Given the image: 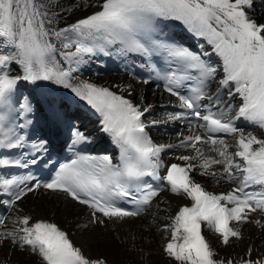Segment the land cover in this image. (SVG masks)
<instances>
[{"label":"snow or ice","instance_id":"6c2138e0","mask_svg":"<svg viewBox=\"0 0 264 264\" xmlns=\"http://www.w3.org/2000/svg\"><path fill=\"white\" fill-rule=\"evenodd\" d=\"M252 11L254 0H102L99 10L56 30L48 27L52 20L41 0H0V38L4 45L14 49L0 50V108L11 109L19 81L55 80L71 87L102 115L103 131L109 133L120 148L119 163H113L107 155L78 156L69 164L61 165L50 181L43 184L35 181L32 186L19 188L9 203L16 205L28 193L43 188L63 193L86 206L90 209L89 223L103 225L104 217L124 220L139 216L150 206L163 190L146 183L141 187L143 178L153 177L166 181L171 193L191 202L190 206L186 204L168 217L170 223L164 225L163 230L170 237L163 251L174 264H264V256L251 258L252 247L247 249L245 257L237 260L218 258V253L202 234L203 225L217 234L222 244L228 245L230 238H243L240 226L245 223L264 229L261 218L264 217V135L245 132L235 123L242 118L264 132V23L250 15ZM158 18L179 21L196 37H203L212 45L213 52L222 60L220 84L224 87L234 84V91L229 88L228 95L233 99L236 95L241 98L232 117L225 118V108L212 111L209 107L204 114L199 110L197 101L205 96L204 81L215 77L217 68L182 46L152 40ZM52 37L62 42L63 49L69 50L60 52L69 62L97 49L103 52L106 46L115 44L121 46L120 51L148 56L151 52L146 44L150 41L154 49L162 51L169 60L198 70L200 83L192 89L194 95L185 96L177 90L182 80L191 77L176 72L165 77L164 88L177 97L181 108L192 110V115L204 123L197 122L195 131L182 135L177 145L154 144L142 119L151 105L141 109L110 88L87 81L73 87L68 82L71 69H61L55 63L56 44ZM73 48L75 50L71 51ZM13 63L22 67L23 75L10 74ZM226 107L231 109L232 105ZM3 119L0 114V121ZM200 130H204L203 134ZM217 133L232 136L236 150L229 151L233 145L223 136L215 135ZM75 137L87 139L79 131ZM21 140L22 137H18L17 144ZM201 146H207V151L214 155H206ZM165 147L192 149L194 154L180 155L177 159L188 163L183 166L171 163L161 176L160 169L164 165L159 156ZM197 160L201 161L199 165L193 163ZM9 163L0 160V164ZM213 165L220 166L219 170H213ZM197 167L203 170L201 175L218 176L221 180L238 182V186L227 193L206 191L189 175ZM17 183L14 179L0 181L5 191ZM250 188L253 190L249 191ZM133 190L139 194L138 198ZM125 199L134 202L136 210L118 206V201ZM256 213L260 217L253 219ZM7 219L0 218V226H4V231H0V245L8 242L20 250L27 246L39 257L40 264H108L106 258L86 254L56 223L46 219L33 222L30 216H18L12 223L20 227L8 230ZM80 227L87 228L88 223Z\"/></svg>","mask_w":264,"mask_h":264},{"label":"bare ground","instance_id":"6f19581e","mask_svg":"<svg viewBox=\"0 0 264 264\" xmlns=\"http://www.w3.org/2000/svg\"><path fill=\"white\" fill-rule=\"evenodd\" d=\"M41 2L48 13V18L52 20L48 27L59 30L98 10L102 0H41ZM253 12L264 18V0H255ZM69 37L75 39L73 34H69ZM51 39L56 44L55 63L66 61L60 52L69 50L62 48L60 40L54 37ZM86 43L91 42L86 41ZM106 54H110L107 46L103 52L97 49L93 53L82 54L74 60L75 66L87 71L90 67H100L104 63ZM19 67L20 65L15 63L10 65V69L14 72L18 71ZM96 78L105 84L116 86L118 90L129 94L133 101L144 104V106L168 102V96L144 87L138 81L127 78L125 75L109 72L103 76L98 75ZM231 88L234 91V87ZM240 102L241 98L238 95L234 99L228 95L226 106L231 104L230 110L235 112ZM249 131L260 136L257 130H245V132ZM225 139L233 145L229 151H235L233 137L227 136ZM203 179L208 181L209 177ZM183 201L182 197L163 191L137 218H127L116 222L104 217L105 224L93 225L89 223V216L83 207L60 195L28 196L13 208L6 226L20 227L19 224L12 223L18 216L27 215L34 220L42 215H52L63 228L69 230L75 243L81 246L86 254L91 257L106 258L108 264H174L163 251L170 237V234L163 229L164 225L170 223L168 217L175 215L178 206ZM258 217H260L259 213L252 215L253 219ZM261 218L264 219V217ZM86 223H88L87 228L80 227ZM240 227L243 238L239 240L230 238L228 245L222 244L217 234L208 233L207 240L218 253V258L233 260L243 258L249 247L253 249L251 258L264 256V229L253 223H245ZM16 248L8 242L0 245V264H40L36 254L28 251L22 252Z\"/></svg>","mask_w":264,"mask_h":264}]
</instances>
